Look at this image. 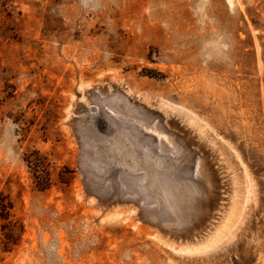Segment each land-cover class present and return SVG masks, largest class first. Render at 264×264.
<instances>
[{
	"label": "rangeland",
	"instance_id": "obj_1",
	"mask_svg": "<svg viewBox=\"0 0 264 264\" xmlns=\"http://www.w3.org/2000/svg\"><path fill=\"white\" fill-rule=\"evenodd\" d=\"M0 199V264H264V0H0Z\"/></svg>",
	"mask_w": 264,
	"mask_h": 264
},
{
	"label": "trees",
	"instance_id": "obj_2",
	"mask_svg": "<svg viewBox=\"0 0 264 264\" xmlns=\"http://www.w3.org/2000/svg\"><path fill=\"white\" fill-rule=\"evenodd\" d=\"M9 208H11L10 202L0 199V219H6V215H10Z\"/></svg>",
	"mask_w": 264,
	"mask_h": 264
},
{
	"label": "bare ground",
	"instance_id": "obj_3",
	"mask_svg": "<svg viewBox=\"0 0 264 264\" xmlns=\"http://www.w3.org/2000/svg\"><path fill=\"white\" fill-rule=\"evenodd\" d=\"M230 1V0H229ZM231 4V2H229Z\"/></svg>",
	"mask_w": 264,
	"mask_h": 264
}]
</instances>
